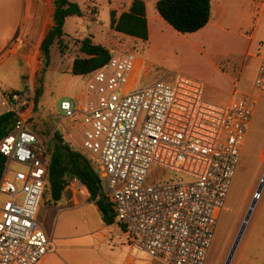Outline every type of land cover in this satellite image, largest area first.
Masks as SVG:
<instances>
[{"label": "built area", "instance_id": "built-area-1", "mask_svg": "<svg viewBox=\"0 0 264 264\" xmlns=\"http://www.w3.org/2000/svg\"><path fill=\"white\" fill-rule=\"evenodd\" d=\"M24 44L18 36L8 50ZM136 62L132 52L111 51L86 90L61 103V116L76 125L71 138L96 162L103 195L132 248L161 264H206L264 96V55L253 90L237 92L228 106L207 101L205 84L183 75L131 86ZM33 99V88L6 92L0 85V116L15 117L0 142V264H40L51 247L38 213L52 138L42 140L29 121L44 107ZM155 168L175 177L149 182Z\"/></svg>", "mask_w": 264, "mask_h": 264}, {"label": "rangeland", "instance_id": "rangeland-1", "mask_svg": "<svg viewBox=\"0 0 264 264\" xmlns=\"http://www.w3.org/2000/svg\"><path fill=\"white\" fill-rule=\"evenodd\" d=\"M71 1L86 10L84 17L69 18L65 22L64 30L68 36L63 40L64 53L55 44L51 48L49 60L41 54V51L36 54L32 51L26 54L15 51L3 56L0 62L2 90L25 92L38 85L42 88L40 103L44 107L37 108L40 112L38 117L35 114L31 117L33 120L31 123L42 140L53 139L54 134L59 133L72 148L85 153L71 138L77 127L72 120L61 116L60 105L63 101L76 99L86 90L90 77L72 74L75 58L85 57L80 52V45L86 37H92L95 43L106 46L110 51L132 52L137 56L131 86L138 82L144 86L157 80L172 82L176 76L183 75L205 84L207 101L228 106L232 94L213 79V68H216L224 72L231 81H237L240 90L247 92L252 90V84L259 70L260 58L264 55V8L261 3L255 10L251 28L254 36L249 54L242 57L231 53L225 55L211 43L207 44V47L196 46L195 41L181 36L173 38L167 34L163 39L152 37L148 41H142L116 33L111 29V12L117 10L121 13L126 9L129 10L135 0ZM244 1L240 0V3ZM157 2L158 0H146L150 10H156ZM90 4L99 10L97 17H95L96 12L89 10ZM242 6L245 7L243 4ZM224 20L232 21L230 16ZM77 138L82 142L81 136ZM263 152L264 96H261L258 99L253 125L242 151L226 207L219 217L215 240L206 264H226L250 206L261 187L260 198L257 200L231 264H264ZM13 169L22 168L13 167ZM159 176L175 177L169 171L155 168L150 174L149 182L155 181ZM8 177L11 179L12 174ZM48 197L50 196L45 195L43 201ZM4 199V196H0V201ZM63 205L64 202L59 206ZM72 215L69 224L57 227L54 223L51 227L55 239L51 243V248L54 252L58 251L61 258L52 257L49 264H122L126 252L124 247L131 246L128 239L121 235L98 231L99 222L93 215L89 214V223L79 222L82 219L80 213L73 212ZM56 246L59 247L58 250Z\"/></svg>", "mask_w": 264, "mask_h": 264}, {"label": "trees", "instance_id": "trees-1", "mask_svg": "<svg viewBox=\"0 0 264 264\" xmlns=\"http://www.w3.org/2000/svg\"><path fill=\"white\" fill-rule=\"evenodd\" d=\"M54 4V26L43 40L40 49L41 54L48 60L55 44L64 53L63 40L68 36L64 30L66 20L85 16V11L70 0H55ZM155 9L150 10L143 0H135L128 11L120 15L117 11L111 12V29L118 34L142 41H148L152 37L163 39L164 35L169 34L173 38L181 36L195 41L196 46L207 47V44L211 43L225 55L231 53L244 57L249 53L252 41L250 35L229 33L210 24L212 0H160ZM80 52L85 57L77 56L74 60L72 74L76 76L91 75L105 66L111 58V51L102 44L95 43L92 37L82 40ZM213 75V79L223 85L229 93L233 95L236 92L235 82L224 72L213 68ZM33 94L36 108L43 94L42 88L36 86L33 88ZM14 122L15 117L11 112L0 116V142L11 132ZM5 162V157L0 153V182ZM96 168V162L88 154L75 150L65 142L61 134L55 133L49 145L44 196L50 197L44 199L46 204L57 205L63 197H71L72 181L78 179L87 188L90 199L95 201L104 222L107 225L115 224L116 215L103 195L102 180Z\"/></svg>", "mask_w": 264, "mask_h": 264}, {"label": "crops", "instance_id": "crops-1", "mask_svg": "<svg viewBox=\"0 0 264 264\" xmlns=\"http://www.w3.org/2000/svg\"><path fill=\"white\" fill-rule=\"evenodd\" d=\"M143 1L146 2V0ZM54 2L55 0H0V62L3 56L15 51L24 52L25 54L28 51H32L34 54L40 51L43 40L54 26ZM259 3L264 8V0H245L244 3H240V0H212L210 24L229 33L243 36L250 35L253 41L254 33L252 34L251 28L253 27L255 10ZM89 6V10L92 9V11L96 12L95 17H97L99 10L93 4ZM85 10L83 9V11ZM126 11L128 10L126 9ZM123 12L125 11L121 13ZM117 13L118 15L121 14L119 11ZM227 16L231 17V22L224 20ZM18 36L24 38L25 44L22 48L10 52L8 48ZM137 85L143 86L141 82H138ZM235 85L236 92L231 95L232 100L237 92L248 93L238 88L239 83L237 81H235ZM70 191L72 196L63 197L57 205L50 206L45 201L41 204L38 221L48 234L51 243L55 240L51 232L52 225L55 223V226L58 227L62 226V224L63 226L69 224L72 221L71 216H73V212L80 213L82 219L80 217L81 220L79 222L81 223H89L88 216L89 214L93 215L99 222L98 231L106 232V234L110 233V235H121L128 239L122 227L116 222L113 225H107L104 222L98 206L95 201L90 199V194L85 186L72 183ZM62 202H64V205L59 206ZM58 241L60 242V239ZM56 249L58 250L59 247L56 246ZM124 249L126 252L122 259V264H161L158 261L150 259L144 252H136L132 246L127 245ZM52 257L61 258L58 251L54 252L50 247L49 253L40 264H49V260Z\"/></svg>", "mask_w": 264, "mask_h": 264}, {"label": "water", "instance_id": "water-1", "mask_svg": "<svg viewBox=\"0 0 264 264\" xmlns=\"http://www.w3.org/2000/svg\"><path fill=\"white\" fill-rule=\"evenodd\" d=\"M263 184H264V182H262V185H263ZM261 191H262V187L258 190V192H257V194H256V196H255V200H254V202L252 203V205L250 206L249 212H248V214H247V216H246V219H245V221H244V223H243V226H242V228H241V230H240V233H239V235H238V238H237V240H236V242H235V244H234V246H233V248H232V251H231V253H230V256H229V258H228L226 264H231V262H232V260H233V257H234V255H235V252H236V250H237V247H238V245H239V242H240V240H241V238H242V236H243V233H244V231H245V229H246V227H247V224H248V222H249V220H250V218H251V215H252V213H253V211H254V209H255V206H256V203H257L258 197L261 195Z\"/></svg>", "mask_w": 264, "mask_h": 264}, {"label": "bare ground", "instance_id": "bare-ground-1", "mask_svg": "<svg viewBox=\"0 0 264 264\" xmlns=\"http://www.w3.org/2000/svg\"><path fill=\"white\" fill-rule=\"evenodd\" d=\"M263 156H264V152H263Z\"/></svg>", "mask_w": 264, "mask_h": 264}]
</instances>
